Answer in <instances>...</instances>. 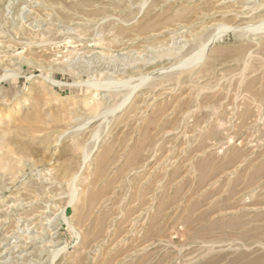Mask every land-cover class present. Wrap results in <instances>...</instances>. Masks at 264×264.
Returning <instances> with one entry per match:
<instances>
[{"label": "rangeland", "instance_id": "rangeland-1", "mask_svg": "<svg viewBox=\"0 0 264 264\" xmlns=\"http://www.w3.org/2000/svg\"><path fill=\"white\" fill-rule=\"evenodd\" d=\"M261 226L264 0H0V264L264 263Z\"/></svg>", "mask_w": 264, "mask_h": 264}, {"label": "bare ground", "instance_id": "bare-ground-1", "mask_svg": "<svg viewBox=\"0 0 264 264\" xmlns=\"http://www.w3.org/2000/svg\"><path fill=\"white\" fill-rule=\"evenodd\" d=\"M204 48H205V47H204ZM149 76H150V75H148L147 77H144V78H148ZM132 93H133V92L129 93V95L124 99L123 103H125L126 101H128V100L131 98ZM123 103H122V104H123ZM201 161H202V160H201ZM203 163H204V162H203ZM199 164H200V163H199ZM204 164H206V163H204ZM204 164H203V167H204ZM197 165H198V163H197ZM206 165H207V164H206ZM206 165H205V166H206ZM199 166L201 167V165H199ZM208 166H209V165H208ZM203 167H202V168H203ZM211 167H212V165H211ZM206 168H207V169H206ZM203 169H204V168H203ZM205 169H206V170H209V169H212V168H210V166H209V169H208V167L206 166ZM206 170H201V171H202V172H203V171L205 172ZM204 172H203V173H204ZM217 221H219V220H217ZM228 222H229V221H228ZM218 223H219V222H218ZM226 223H227V222H226ZM235 223H236V222H235ZM246 223H248V222H246ZM243 225H244V224H243ZM245 226H246V224L244 225V227H245ZM191 227H192V226H191ZM206 227H207V226H206ZM259 227H260V226H259ZM262 227H264V226H261V229H262ZM193 228H194V227H193ZM193 228H192V229H193ZM254 229H255V228H253V230H254ZM187 230H188V229H187ZM189 230H190V229H189ZM247 230H248V229H247ZM257 230H258V227H257ZM257 230H255V231H257ZM194 231H195V230H194ZM245 231H246V230H245ZM260 231L263 232L264 229H263V230H260ZM248 233H249V232H248ZM263 233H264V232H263ZM259 237H260V236H259ZM261 243H262V242H261ZM61 249H62V248H61ZM57 252H59V250H58ZM247 264H264V263H261V261L258 260V261H255V262H249V263H247Z\"/></svg>", "mask_w": 264, "mask_h": 264}]
</instances>
